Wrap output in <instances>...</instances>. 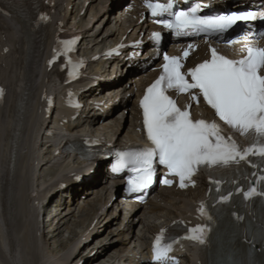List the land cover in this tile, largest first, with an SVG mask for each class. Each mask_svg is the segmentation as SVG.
Returning a JSON list of instances; mask_svg holds the SVG:
<instances>
[{"label": "snow or ice", "instance_id": "6c2138e0", "mask_svg": "<svg viewBox=\"0 0 264 264\" xmlns=\"http://www.w3.org/2000/svg\"><path fill=\"white\" fill-rule=\"evenodd\" d=\"M147 7L155 15L157 11H168L172 4L149 3ZM201 7L196 4L188 11L174 12L173 19H160L157 22L181 34L186 30L208 34L227 32L238 21L255 18L250 12L197 15ZM160 35L154 33L153 37ZM233 42L232 39L227 41L229 44ZM210 52V59L189 68L186 73L181 71L179 58L164 55L161 75L147 87L139 102L143 111V126L152 147L121 152L117 165L126 166L124 158L127 157L137 166L133 167L137 175L128 180L133 192L142 191L153 183L154 162L165 167L168 174L178 177L179 186L184 188L185 181L199 168H227L244 161L249 154L264 157V47L247 46L246 55L239 60L218 55L215 49H210ZM183 55L186 58L189 52L185 50ZM168 90L188 93L190 100L196 103L202 96L220 121L241 135L252 138L251 147L240 149L231 137L221 132L215 122L194 120L190 115L191 104L183 110L177 107L176 102L166 94ZM2 95L3 90H0V97ZM162 183L170 185L171 181L163 179ZM244 195L247 198L252 193L245 192ZM190 231L202 232L203 229L197 227ZM188 238L203 243L198 236ZM161 239L162 234L156 237L153 245L156 260L164 258L170 250V246H161Z\"/></svg>", "mask_w": 264, "mask_h": 264}, {"label": "bare ground", "instance_id": "6f19581e", "mask_svg": "<svg viewBox=\"0 0 264 264\" xmlns=\"http://www.w3.org/2000/svg\"><path fill=\"white\" fill-rule=\"evenodd\" d=\"M97 31L98 30H96V32ZM31 52V50L28 52L22 51L19 57L15 60V64H17L19 67L13 71L14 80L11 83L10 90L15 94H17L18 92L20 100L22 98H26L31 101L36 97V89L38 85L36 84V69L34 67L35 58L33 57ZM31 109V105L29 107L28 104L26 108L18 114L19 117L15 122L11 119V126H9L10 121L7 124L5 123V125L3 124V130L6 132L7 148L12 145L16 149L18 145V153L21 156L25 149L29 150L31 147L28 144L27 140V135L29 133L28 126L31 124ZM15 115L17 116V114ZM41 126L42 125H40V128ZM104 130L107 132L106 128ZM22 132H25V136L22 135ZM53 142L50 143V147L48 146L45 148V152H43L44 148L41 146L40 148L34 149L32 158V161H34V163L36 164L34 169L32 168L29 170L26 168V165L30 160L29 159L25 161V163L21 166L22 171L18 170L17 167L19 166L20 156L14 163V165H11V167H8L7 161L3 164V166L0 167V202L1 206H3V211L6 210L7 204L13 202L19 197L18 206L12 213V218L10 223L8 224L6 232H4L0 227L1 264H17L16 262H18L19 264V257L22 256L25 257H23V259H25L24 264H42L43 262H45V264H70L71 261H73V259H71V261L69 262L71 256L75 253H79V251L75 253L73 251L74 242H79V232L86 231L89 228L90 224L96 222L95 216L99 211L100 205L98 206L97 198H93L91 200V202L94 200L92 203L83 206L78 211L76 210L77 212L75 213L71 212L73 209L72 208L60 219L57 218L59 217L60 213L59 209L56 210L57 212H59L58 214L50 215V225L48 226V230H50L49 228L53 225L55 219H59L55 228L49 232L50 234H53V239L56 237L57 240L59 239V243H57L55 248L62 247V249H58V252H56L55 254L50 253L49 242L46 238H44L46 233L43 232V235L41 236L37 235L40 230L38 229V222L36 220L35 212L32 206H29L24 202L23 196L26 194V192L35 188H41L47 183V181L43 179L45 178V175L39 174V170L46 163L57 162L56 158L53 155V152L57 149H51V144H53ZM41 144L42 146H46V144H44L43 142H41ZM30 151L31 150H29V152ZM62 164L63 165L58 167V169H63L65 168V166H68L67 164ZM58 171L59 170L54 169L47 171V177L50 176L49 179L51 180V176H57ZM87 183L90 184V180L87 181ZM192 195L195 196V192ZM179 200L180 203L178 204V206H174V214H178L179 212L184 210L183 204H185L186 206V200L182 198ZM77 213L80 214L76 216L75 214ZM170 215L171 213L165 216ZM91 219L92 221H90ZM69 223L71 225L73 224L74 227L81 228V230H75L76 228H72ZM145 226L148 230L152 228L150 227V225ZM62 227L68 230L69 235L66 238H62V233H64ZM99 247L100 246L98 245L95 248L96 253H98L97 256L96 253L94 255L96 256V259H98L101 255V253L98 251ZM86 254L87 253H85V255ZM114 256L115 255H112L110 256V258H113ZM105 258L106 257H103V259L99 258L93 264H103ZM78 260L79 257L78 259H75L74 264H76ZM21 262H23V260L20 261V263Z\"/></svg>", "mask_w": 264, "mask_h": 264}, {"label": "rangeland", "instance_id": "374dc122", "mask_svg": "<svg viewBox=\"0 0 264 264\" xmlns=\"http://www.w3.org/2000/svg\"><path fill=\"white\" fill-rule=\"evenodd\" d=\"M73 222H74V220H73ZM71 223V222H70ZM69 223V225L72 227V228H76L75 230H77V229H79V230H81V228H79V227H74L73 226V224L71 225ZM62 229L64 230V233H62V238H66L68 235H69V233H68V230L66 229V228H64V227H62ZM66 230H67V232H66ZM77 232V231H76ZM47 233V232H46ZM70 235H72V234H70ZM70 237V236H69ZM44 238H46L47 240H48V242H49V245H50V253L52 252V253H56V252H58V249L60 250V249H62V247L61 248H55V245H57V243H59V239L57 240V237L56 238H51L50 237V235L49 234H46L45 236H44ZM62 240V239H61ZM66 241V240H65ZM63 242H64V240H63ZM21 256V255H20ZM23 257L24 256H22V257H19V260L20 261H22L23 260V262H21L20 263V261L19 260H17V261H19V264H24L25 262V259H23ZM25 258V257H24ZM17 264H18V262H16ZM72 263H74V261L72 262Z\"/></svg>", "mask_w": 264, "mask_h": 264}]
</instances>
